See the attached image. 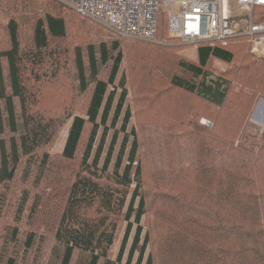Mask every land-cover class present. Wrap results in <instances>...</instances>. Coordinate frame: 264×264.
Masks as SVG:
<instances>
[{"label":"trees","instance_id":"trees-1","mask_svg":"<svg viewBox=\"0 0 264 264\" xmlns=\"http://www.w3.org/2000/svg\"><path fill=\"white\" fill-rule=\"evenodd\" d=\"M0 6V264H264V136L245 130L264 98V60L250 52L249 35L200 42L190 61L174 45L111 30L116 38L73 43L74 28L102 36L107 27L58 0ZM213 59L227 72L216 73ZM122 64L145 78L133 86L134 107L158 151L150 171L129 124ZM63 77L83 103L65 97L56 119L35 111L49 83L64 89ZM68 123L62 152L50 156L46 147ZM145 174L157 192L145 191ZM9 196L12 226L2 221Z\"/></svg>","mask_w":264,"mask_h":264},{"label":"built area","instance_id":"built-area-1","mask_svg":"<svg viewBox=\"0 0 264 264\" xmlns=\"http://www.w3.org/2000/svg\"><path fill=\"white\" fill-rule=\"evenodd\" d=\"M58 1L119 36L154 42L160 35L162 8L169 16L167 38H178L183 44L197 47L200 42L226 45L233 37L247 34L250 52L264 60V19L258 20L254 13L255 9H264V0ZM202 122L210 123L206 119Z\"/></svg>","mask_w":264,"mask_h":264},{"label":"rangeland","instance_id":"rangeland-1","mask_svg":"<svg viewBox=\"0 0 264 264\" xmlns=\"http://www.w3.org/2000/svg\"><path fill=\"white\" fill-rule=\"evenodd\" d=\"M262 11H263V9H257L256 10V16H259V13H262ZM5 19L6 18L4 16L3 10L0 6V32H1L2 26L5 25V22H6ZM90 21H93L94 23L99 24V22H97L93 19H91ZM90 21L88 19H86V20H84V23H86L88 25V24H90ZM99 25L103 26L101 23ZM159 25H160V30H159L160 35L158 37V41L155 42L154 44H159V45L162 44V46L166 45V46H171V47L174 45L175 47H177L176 52L181 57H183L187 60H190V61L196 60V48L197 47H195L194 44H183L174 38L168 39L166 37L169 33V16H168V12L164 11L162 8H160V11H159ZM109 30H111V29H108V30H107V28L103 29L102 36H101L100 30L98 31V33L94 32V31L89 32L88 35L86 36V35H84L85 33L83 30L78 31L77 29L75 30V28H74L73 31L71 32V34L75 33V35L72 37L75 39V40H73V43H79L80 41H84V40L86 41L85 43H88L89 40H91L90 38L96 39V41H98L101 38L102 39L103 38H110V39L116 38ZM97 34H99V35H97ZM161 34H163V35H161ZM161 36H163V37H161ZM162 40L164 43H160ZM145 41H147V40H145ZM148 42H154V41H148ZM149 50H155V49L152 48V46H151L149 48ZM211 64H212V68L214 69V71L216 73L220 74V73L227 72L228 65L225 64L224 62L219 61L217 59H213L211 61ZM120 71L124 72L125 86H126V90L128 92L127 103L131 109L132 117L129 121V124H130V126H133L136 131L139 132V134L141 135V137L143 139L144 143L141 145L140 150H142V149L144 150L143 159L147 158V163H146V166L144 169L145 170L147 169L148 171H150V168H147L150 165L149 161L152 162V161H154L155 158H157L158 151H157V148L153 149L147 143L148 142L147 138L144 135L146 133V131L143 127H141V128L139 127L140 125H142V124H139V122L141 123L142 121H141L140 117L136 114L135 107H134L135 100H136L137 94H139V92L134 90L133 86L136 84V81L138 79L141 80V82H143L145 80V78L136 75L135 72L132 73V71L129 70V68L124 64H122V68ZM62 83L64 84V89H62V90L58 87L59 85L57 83H54V82L49 83V88H46L43 91L48 90V89H50V90L40 93V95L38 96V106L34 107L33 109L35 111H38V112H43V113L46 112V116H49V117L56 119L59 117V114L62 112V110H64V108L67 105V102L64 99L65 97L71 98L74 96L77 98L78 102L80 104H82L83 98L81 96H77L76 84L70 82L68 80V78H66V77H63ZM116 84H117V80H116ZM235 87H236V90H238L240 88V85L235 83ZM245 90L248 93H251V91H252L250 88H247ZM118 93H119V90H118ZM199 105H200V108L203 112L208 113V111H209L210 113H208V114H210L212 116L214 110L207 109L206 106L201 105V103H199V102L197 103L198 109H199ZM169 109H170V107L166 108L167 113H171V112H169ZM75 112L79 113L80 110L76 109ZM122 115L123 114H121L116 126L109 129L107 143H109L110 138L113 135V133L116 130H119ZM202 119H206V118H204V117L201 118L200 119L201 122H202ZM206 120H208V119H206ZM69 123L64 125L61 129H59L56 132V135L53 138L52 142L46 147V151H48V154L50 156H55V155L60 154L62 152L64 145H65V141H66V134L68 131ZM246 124L247 125H246L245 130L247 132H249L250 134H253L254 139L256 141H260L262 139V137L264 136V98L262 96H258V98L256 99L255 104L253 106V109L251 111V114H250ZM206 126L211 127L212 123L210 122L209 124H206ZM118 133H119V138H120L119 142H120L122 137L124 136V134L119 132V131H118ZM243 141H244V139H243ZM142 182H143V185H145V191L146 192L149 191L151 194H153L154 192H157L156 182L153 180V176H151L149 174H145ZM22 184H24V183L21 181V183L19 185V189H17V188H15V189L21 190L23 188H26V186H23ZM11 188H12V186H11ZM27 188H30V186H28ZM143 189H144V186H143ZM12 199L13 198L10 196L7 197V201L1 209V211L3 210L2 215L4 216L2 218V221H5L8 224L11 223V226L13 225V222H11L12 221L11 220L12 215L10 216V218H8L7 214H8V209H9V206L11 204ZM151 202H152V198L150 196L148 199V209H149L148 216H151L152 223H153V225H155V224H158L159 221H158V219H156V218H158L157 215L154 214V212L151 210L152 207L150 208ZM160 218H161V216H160ZM142 224L145 227L148 226V221H147L146 217L142 220ZM0 238H1V236H0ZM1 244H3V243H1ZM116 249H118V245H117Z\"/></svg>","mask_w":264,"mask_h":264},{"label":"bare ground","instance_id":"bare-ground-1","mask_svg":"<svg viewBox=\"0 0 264 264\" xmlns=\"http://www.w3.org/2000/svg\"><path fill=\"white\" fill-rule=\"evenodd\" d=\"M161 37H163V36H161Z\"/></svg>","mask_w":264,"mask_h":264}]
</instances>
